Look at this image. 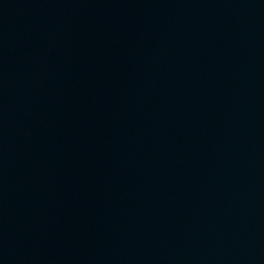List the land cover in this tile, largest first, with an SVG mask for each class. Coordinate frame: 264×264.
Returning <instances> with one entry per match:
<instances>
[{"label":"water","instance_id":"1","mask_svg":"<svg viewBox=\"0 0 264 264\" xmlns=\"http://www.w3.org/2000/svg\"><path fill=\"white\" fill-rule=\"evenodd\" d=\"M0 264H264V0H60Z\"/></svg>","mask_w":264,"mask_h":264}]
</instances>
